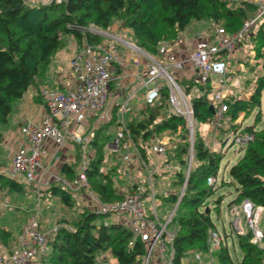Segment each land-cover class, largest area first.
<instances>
[{"label":"trees","instance_id":"1","mask_svg":"<svg viewBox=\"0 0 264 264\" xmlns=\"http://www.w3.org/2000/svg\"><path fill=\"white\" fill-rule=\"evenodd\" d=\"M31 0H0V139L1 128L8 123L16 102L37 81L44 82V75L50 68L57 51L66 44L67 37L73 34L80 42L84 36L89 42H101L103 37L97 33L72 28V24L88 28L95 25L108 29L115 20L133 31L136 44L154 57L159 56V46L163 41L176 42L184 28L192 20H209L211 25H223L229 33L241 29L244 19L256 9V5L246 0L238 4L230 0H51L37 2ZM250 38L255 42V58L261 61V72L256 78V86L249 98L231 95L227 113L232 117L233 131L254 134L245 146L243 155L229 170L231 184L235 185V203L249 198L264 208V125L258 122L245 124L237 119L241 112L249 113L254 107H261L264 90V18L260 19ZM253 27V28H254ZM178 82L189 96L195 123L194 159L188 176L187 159L191 141L186 116L177 113L169 100L168 86L162 87L157 99L138 110L129 121L132 137L143 155L150 151L152 138L166 131L179 130L178 140L170 145L162 156L163 165H176L175 184L186 186L180 199L173 222L177 223L175 236V264H183L192 251H208L210 229H217L209 204L216 191L215 183H208V176L217 177L224 157V143L221 148L211 150L206 145V137L201 124H212L215 111L211 109L209 93L212 85L207 84L205 93L196 92L203 85L195 74L178 76ZM42 94L36 98L45 103ZM118 104L115 106L117 109ZM260 113V112H258ZM115 123L102 122L91 131L89 147L94 155L89 157L86 169L92 189L104 201H113L125 195L118 190L115 176L118 169L109 172L99 171L100 165L116 152L109 147L113 135L110 129ZM74 164L65 163L62 172L74 177L82 162V146L77 144ZM148 150V151H147ZM0 191L5 194L24 193L25 180L9 176L1 167ZM181 190V189H180ZM179 190V191H180ZM179 191L165 196L167 201L177 203ZM49 196L56 195L69 207L76 198L72 191L58 181L47 188ZM176 194V195H175ZM1 198V197H0ZM222 195L211 202L220 213ZM106 215L95 212L87 204L80 216L61 218L57 229L47 241L46 251L39 256L40 262L48 264H96L97 255L110 250L119 264H144L146 248L140 239H134L131 230L124 224L111 222L104 224ZM241 257H234L227 239L217 252L219 264H264V248L254 243L251 232L237 233ZM227 235V234H226ZM15 233L0 222V247L11 248ZM234 246V242H233Z\"/></svg>","mask_w":264,"mask_h":264},{"label":"built area","instance_id":"2","mask_svg":"<svg viewBox=\"0 0 264 264\" xmlns=\"http://www.w3.org/2000/svg\"><path fill=\"white\" fill-rule=\"evenodd\" d=\"M249 2L255 4L256 9L244 19L240 30L229 33L223 25H211L209 31L204 30L194 34L195 44L185 58H178L171 47L181 39L176 42L163 41L159 46V56L154 57L131 40L118 34L106 32L107 39L101 42H89L87 38H84V43L69 61V68L74 77L73 86L65 89L44 86L42 93L46 112L39 118H27L21 125L20 133L23 139L18 143L9 164L4 167V172L9 176L24 179L28 185L33 186L38 201L29 210L28 219L18 234L17 244L11 254L5 256L0 250V264H40L39 256L46 251L48 238L57 229L56 226L50 232H46L42 228L39 217L44 181L49 184L48 180H44L47 168L43 159L48 154V142L52 143L57 151L66 145L68 140L82 146V162L73 178L56 174L55 180L72 191L74 195L81 190V196H88V202L92 204V207L88 206L93 211L106 215L105 225L111 222L126 225L134 239H140L145 245L144 264H175L174 241L177 227H170V225L177 206L173 208L166 220L159 217L153 175H156L162 167L159 160L161 156H164L170 145L178 140L179 130L164 132L160 135L158 142L150 145L149 150L158 157L159 161L158 166L151 170L129 129L128 114L132 110L130 103L133 99L141 100L142 98L144 108L157 99L162 87L168 86L169 100L177 113L186 116L190 130L191 149L187 159L186 173L188 176L194 159L191 137L195 136V123L191 101L178 82L177 72L182 71L183 75H188V65L191 66L197 80L203 85L202 89L196 88V92L205 93L207 84L213 86L217 104L212 100L210 93L209 97L211 104L214 105L213 124L216 128L213 138L206 140V145L211 150L221 148L222 144L217 142L216 137L219 130L232 119L227 110L233 99L227 100V98L232 95L231 88L237 81L236 77L228 75L229 62L234 53L239 50L241 41L251 28L264 18V0H249ZM121 45L126 46L138 56L144 57L146 61L143 70L136 74L139 84L130 88L115 109L117 104L113 100L112 82L115 81L118 85V79L123 74L115 75L114 71H117L118 67L127 66L120 52ZM131 63L137 67L140 65L138 59L132 60ZM142 89L145 91L140 95ZM113 118L115 131L109 146L122 162L123 176L120 173L117 176L119 174L121 177L127 176L128 184L125 190L127 193L123 197L104 201L92 189L86 169L89 165L91 131L94 126L111 121ZM91 119H93L92 122H90ZM233 133L234 139L242 147L254 137V134L241 133L240 130ZM56 151L54 156L58 157ZM115 165L114 161H105L100 165L99 171L107 173ZM132 167H136V170L139 168L145 173L139 171L133 174V171L128 169ZM174 168L176 170L178 167L175 165ZM114 179L117 189L123 190L124 188L118 184L120 179L118 177ZM261 180L264 182V177H261ZM207 181L209 184H214L216 177L210 175ZM184 189L185 186L179 191L178 201ZM10 207L8 198L0 200V218ZM147 207L151 210L150 212ZM263 213V206L245 198L236 207L233 226L237 233L251 232V240L264 248V230L260 227ZM244 224L247 226V231L244 230ZM224 240L218 229H210L207 253L211 258L203 262V253L192 251L190 256L194 264H214ZM188 260L184 259L183 264H187Z\"/></svg>","mask_w":264,"mask_h":264},{"label":"rangeland","instance_id":"3","mask_svg":"<svg viewBox=\"0 0 264 264\" xmlns=\"http://www.w3.org/2000/svg\"><path fill=\"white\" fill-rule=\"evenodd\" d=\"M34 3L37 2H49L51 0H31ZM59 1V0H57ZM240 1L242 0H238L235 1L234 4H238ZM249 2V0H246ZM231 2V1H230ZM218 25V24H216ZM72 28L74 29H79L82 32H86L89 31L91 33H97L99 34L101 37H103L104 41L105 39H107V35L108 33L111 34H122L124 38L131 40L132 42H134L136 44V37L133 34V31L126 27L124 25L123 21L120 20H115L113 22V24L108 28V29H101L96 27L95 25H90L88 28H83V27H79L78 25H71ZM211 27V21L209 20H192L182 31V33L180 34L178 40L180 39H184V35H188L192 32V34H197L200 33L204 30L209 31ZM256 29V27L251 28V30L249 31V33L247 34V36L241 41L240 45H239V50H237L234 55L232 56L230 62H229V72L228 75L229 76H234L237 78V81L235 83V86H233L231 88V93L235 96H240L242 98H249L251 93L253 92L254 88H255V84H256V78L257 76L260 74L261 72V61H256L255 58V42L253 41L252 38H250V34L252 33V31L254 32ZM108 32V33H106ZM84 38H87L86 36H84ZM110 39V38H108ZM71 45H70V41ZM84 40L82 42H80L77 38L73 37V34H71L70 36L67 37L66 40V44L63 48H61L59 51L56 52V54L54 55L53 59H52V63L50 65V68L48 69V71L46 72V74L44 75V80L45 78L51 77L50 74L56 75L59 71H61L62 69H60L59 64H62L65 68V63L67 62V65L69 66V61L71 56L73 55V49L74 46H76V49H78L79 47L82 46V44L84 43ZM137 45V44H136ZM68 48H70L71 50L69 54H66V56L62 57V62L58 61V59L60 58V56H62V52L66 50H68ZM75 49V50H76ZM64 62V63H63ZM70 74L73 76L70 68H69ZM45 82V81H44ZM44 82H40L37 81L36 84V88L38 89L37 94H42V89L44 88V86H46L47 84ZM44 83V84H43ZM58 88V87H57ZM210 96L212 98V100L217 104V100H215L214 98V90H212L210 92ZM43 98V96H40ZM261 107H254L252 108V110L249 111V113L245 114V111L241 112L237 121L238 122H244L245 124H249L252 122H258V127H262L264 125V90L262 92V96H261ZM260 112V113H258ZM240 120V121H239ZM9 123V121H8ZM4 124L2 127L4 126H9L10 124ZM202 127V131L204 133V136L206 138H212L214 136V132H215V126L214 124H201ZM110 130L111 132L113 131L111 128L107 129ZM233 129L230 126V123L225 124L224 127H222L219 130V134L217 135V138L219 141H222V144L224 143V157L223 160L220 164V168L216 177V183H215V187H216V191L214 192V194L211 196V201L215 198H217L219 195H222V201L220 202V213H218L215 209V207L213 206V203L210 201L209 206L212 209V217L213 220L216 224V227L218 229V231L220 232V234L222 235V237L224 239H227L231 253L234 255V257L238 256L241 257L242 256V251L241 248L238 244V234L236 232V229L233 226V220L236 216L235 212H236V207L239 203H235L233 202V200L236 197V188L234 184H231V176L229 173L230 167L236 163L240 157L243 155V147L241 146V144L239 142H237L234 139V133H233ZM189 134H190V130H189ZM152 143L158 142L159 141V136H155L152 138ZM0 157L4 160L3 166L1 167V169L4 171V167L7 166L10 162L11 156L14 153L15 149L17 148V145L11 146L9 145V142L7 139H4L1 137L0 139ZM7 150V151H6ZM4 151H6V153H4ZM155 154L151 153V151H148V167L151 170H154V158H155ZM7 157V164L5 162V159ZM162 157V156H161ZM161 168H159L157 175H153V180H154V185H155V191H157V196H156V209L157 212L159 214V217L162 220H166L167 217L171 214L173 208L175 207L174 202L171 201H167L165 199L166 194H169L171 192H177L179 191L181 188L180 185L175 184L174 180L176 178L175 175V165H163V163H161ZM145 171V170H144ZM145 173V172H144ZM117 176V175H116ZM118 179L121 180V182L123 184L128 183V177L124 176L121 177L120 174L117 176ZM119 184V181H118ZM33 186L28 185L27 183H25V189L29 190L27 192L26 197L24 198V207H31V204L33 203V201L35 200V195L36 193H33L30 188ZM122 193H127L125 191H122ZM44 193L43 190V194H42V208L44 207V204L46 203L47 205L45 206V209L41 212L42 215H40V221L41 224L43 226H47L48 229H46V232H50L54 227L57 226L58 220L61 219H57L58 215H62V213H60V211H58V209L56 208V206L58 204H56V202L54 201L55 199H57L56 196H54V198L51 196L49 197L48 194ZM45 197V198H44ZM89 197L88 196H81L79 199L76 198L72 209L69 210L68 212V217H77L80 216L81 214V210L83 209L84 205L87 204L89 206L92 207V204L88 202ZM147 210L150 212L151 210L149 209V207H147ZM7 211V210H6ZM5 211V213H6ZM25 216V212L23 214ZM23 215L21 216V219H23ZM28 215H29V211H28ZM28 219V217H26ZM63 218V217H62ZM27 219H25L27 221ZM26 221L22 222L21 224H25ZM19 222V221H18ZM244 223V222H242ZM15 225V224H14ZM22 225V227H23ZM21 227V228H22ZM170 227H177V223L172 222ZM244 230L247 231V226H245V224L243 225ZM260 227L264 230V213L262 214L261 220H260ZM12 229H14V226H11ZM227 234V235H226ZM18 238V237H17ZM233 242H234V246H233ZM17 241L15 239L14 241V245H11V248H4V252L3 254L5 256H9L13 250V248L16 246ZM105 252V251H104ZM104 252H101L97 255V262L96 264H103V254ZM112 257V253H109L108 256ZM210 255L205 252L203 253V262L209 261L210 260ZM40 264H48L45 262H40ZM108 264V263H107ZM187 264H194V260L193 258L190 256V260H188ZM214 264H219L217 258L214 262Z\"/></svg>","mask_w":264,"mask_h":264},{"label":"crops","instance_id":"4","mask_svg":"<svg viewBox=\"0 0 264 264\" xmlns=\"http://www.w3.org/2000/svg\"><path fill=\"white\" fill-rule=\"evenodd\" d=\"M118 35L123 36L122 34H118ZM193 36L194 35L192 34V32L188 35L186 34V35H184V39H181L180 42H177L174 46L173 45L171 46L172 49H174L175 54L178 58H185L189 54V52L191 51V49L193 48V46L195 44ZM71 42H72V40L69 42L70 45H71ZM75 49H76V46H74L73 54L77 50V49L76 50ZM69 50H71V49L68 48V50H66V52L63 51L62 56H60L58 61L62 62V57L66 56V54H69L70 53ZM120 52H121L123 58L125 59L127 66L118 67L117 71L116 70H115L116 72L114 71L115 75L121 74V73L123 74V76H121L118 79V81H119L118 85L115 84V81L112 82L113 100H114L115 104H120L122 102V100L124 99V97L127 95L130 88H132L136 84H139V82L136 78V74L138 73V71L143 70V66H144V63L146 61L144 57L138 56L136 53L129 50L126 46L121 45L120 46ZM136 59H138L140 61V65L138 67L131 63L132 60H136ZM65 64H66L65 68L62 64H59V67L62 70L59 71L56 75L50 74L51 77L45 78L44 83L47 84L46 86L58 87L60 89H65V88H69V87L73 86L74 77L70 74L69 66L67 65V62ZM187 72H188V75L194 74L193 70H191V66H189V65H188ZM183 73L184 72H182V71H178L177 75L179 77H181L183 75ZM35 86L36 85L30 86L28 88V90L25 92L23 98L16 102L15 110L9 119L8 124H10V125L9 126L6 125V126L1 128L2 138L8 140L10 147L11 146L15 147V145H17L23 139L22 138L23 136L20 133V127L27 120V118H31V117L32 118H39L42 115H44L46 112L45 103L36 98L38 89ZM144 91H145V89L140 90V95H142L144 93ZM142 100L143 99L141 98V100L133 99L131 101L130 105L132 106V110L128 114V117L130 119L138 114L139 109L143 108ZM92 121H93V119L90 120V122H92ZM200 128L202 129L201 125H200ZM111 129L113 130L112 131L113 135L111 136L110 141H111L112 137L114 136V131H115L114 124H112ZM218 134H219V132H218ZM212 138H209V139H212ZM207 139L208 138H206V140ZM216 139H217L218 143L222 144V141L219 142L217 137H216ZM47 148H48V154L43 159L45 167L47 168V173L44 175V178H45L44 180L49 181V184H46V182L44 181V188L43 189H44V193H46V194H48L47 188L51 185V183L53 181H56L54 178V175H56V174L65 175L62 172L63 165L65 163L74 164L76 161V155H77V146H76V143L73 142L72 140H68L66 145H64L61 149H59L57 151H56L55 147L53 146V144L50 142H48ZM6 151H4V153H6ZM55 151H56V156H58V157L54 156ZM94 152L95 151L89 147V156L90 157H92L94 155ZM145 158L146 159L148 158V152H146ZM109 160L116 162V165L114 167H116L118 169V173H120L122 175L121 171H123V169H122L121 160L117 156L115 158L112 157ZM159 160H161V163H163L162 158ZM5 162L7 164V162H8L7 157L5 159ZM158 162H159L158 157L155 156L154 168L158 166V164H159ZM135 168L132 167V168H128V169H129V171L132 170L133 174H134V172L135 173H137L139 171L143 172V170H140L139 168L136 170ZM119 170H120V172H119ZM78 171H79V168H78ZM115 177H117V176H115ZM118 181H119L120 186H122L124 188L121 191H125L128 183L123 184L121 182V180H118ZM30 190L33 193H35V191L33 190V187H31ZM28 191L29 190L26 189V191L24 193H12V194H5L4 192L0 191V197H1L0 200L3 198H8L10 200V203H11V207L9 209H7V211H6V213H4L3 217L0 218V222L5 224L6 227H8L14 231L16 241H17L18 234L21 230V227L23 225L21 223L26 221L25 219H27L26 217H28V211L31 208H33L34 205L38 201V197L35 195V200L31 204V207L30 208L24 207V198L26 197L25 194H27ZM81 193H82V191L79 190L78 192L75 193L74 197L79 199L81 197ZM48 196H49V194H48ZM51 196L54 198V196H56V195H51ZM51 196H49V197H51ZM56 197H57V199L54 198L55 199L54 201L56 202V204H58L56 206V208L58 209V211H60V213H62V215H60V214L58 215L57 219L62 218V217L63 218L64 217L69 218L68 212L70 209H72V207L66 206L60 200V198L58 196H56ZM82 197H83V195H82ZM41 203H42V199H41ZM46 205L47 204L45 203L43 208L41 206L40 213L45 209ZM24 212H25V216L23 215ZM22 215L24 217L23 219H21ZM11 226H14V229H12ZM42 228L44 230L48 229L47 226L45 227L43 225H42ZM4 248H5L4 246L0 247V249L3 252H4ZM109 253H111L110 250L104 252L103 258H102L103 264H107V263L108 264H119L117 258L114 257L113 254H112V257L110 255L108 256Z\"/></svg>","mask_w":264,"mask_h":264},{"label":"water","instance_id":"5","mask_svg":"<svg viewBox=\"0 0 264 264\" xmlns=\"http://www.w3.org/2000/svg\"><path fill=\"white\" fill-rule=\"evenodd\" d=\"M210 107H211L212 110H214V105L213 104H211ZM192 134H193V132H192ZM191 140H192V146H193V141H194V137L193 136L191 137ZM184 186H186V182L184 183L183 187ZM179 202H180V200L176 203L175 206L178 207Z\"/></svg>","mask_w":264,"mask_h":264},{"label":"bare ground","instance_id":"6","mask_svg":"<svg viewBox=\"0 0 264 264\" xmlns=\"http://www.w3.org/2000/svg\"><path fill=\"white\" fill-rule=\"evenodd\" d=\"M181 188V187H180ZM176 195V194H175ZM179 196V195H178Z\"/></svg>","mask_w":264,"mask_h":264}]
</instances>
